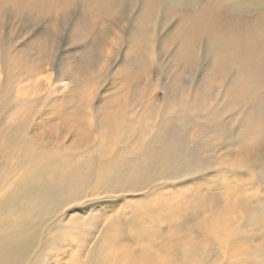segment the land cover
Returning a JSON list of instances; mask_svg holds the SVG:
<instances>
[{
    "label": "rangeland",
    "instance_id": "rangeland-1",
    "mask_svg": "<svg viewBox=\"0 0 264 264\" xmlns=\"http://www.w3.org/2000/svg\"><path fill=\"white\" fill-rule=\"evenodd\" d=\"M59 1L54 8L40 9L31 0H18L22 9L16 0H0V104L10 108L7 116L1 113L2 126L30 124L51 154L66 155L70 168H79L93 155L91 145L98 140L92 132L96 113L119 115L117 125L127 116L139 115L140 127H147L150 114L159 120L164 108L177 111L181 102L186 110L211 111L217 105L223 109L218 116L223 131L219 135L214 126L200 119H193L188 128L178 123L183 148L194 152L197 163L208 166L172 186L157 190L155 182L134 195H98L85 186L83 197L70 199L50 219L48 234L53 240L46 256L48 264H86L95 243L106 234L115 239L108 247L112 248L110 254L119 245L138 253L154 252L122 237L133 227L131 205L151 199L158 207L146 223L157 225L162 235H153L156 240L167 237L169 245L171 234L183 235L182 229H188L183 241L194 243L199 241L198 235L205 237L199 229L204 216L186 208L208 201L212 213L220 217L226 198L236 195L244 216L233 225V237L226 236L225 243L215 248L202 241L206 248L203 243L199 259L205 262L194 264H264V71L259 72V64L250 65L236 55L238 47L254 50L264 44V34L259 33L264 32V3L240 10L232 8L230 0H184L182 9L175 10L160 0ZM207 4L228 13H223L231 18L226 31L207 26ZM218 19L226 21L221 16ZM242 24L251 32L245 40L241 39ZM232 30H239L237 42L241 44L235 45L229 38ZM74 109L82 116L81 125L75 123ZM210 138L212 147H203ZM257 154L259 161L249 162ZM88 165L87 161L86 170ZM146 194L149 198L143 197ZM168 212L174 216L173 229L159 220ZM235 215L232 221L238 218ZM234 243L241 249L233 250Z\"/></svg>",
    "mask_w": 264,
    "mask_h": 264
},
{
    "label": "bare ground",
    "instance_id": "bare-ground-1",
    "mask_svg": "<svg viewBox=\"0 0 264 264\" xmlns=\"http://www.w3.org/2000/svg\"><path fill=\"white\" fill-rule=\"evenodd\" d=\"M31 1L33 6L37 3L40 9L41 6H46L48 9L54 8L53 5L56 3V0ZM160 1L171 5L173 9L177 10L182 9L184 0ZM230 2L232 3V8L241 10L242 8L247 9L249 6H260V3H264V0H230ZM16 3L19 7H22L18 0H16ZM56 6L59 7V5ZM119 8L121 10L123 6ZM22 9L24 8L22 7ZM205 13L209 16V22H207L209 28L214 29V31L217 27L225 31L227 30L228 26L226 22L227 19L231 20V18L223 15V13H226L225 11L207 4ZM219 16L226 18V21L222 23L218 19ZM192 20L197 23V20H194V18ZM215 20L219 21L216 22ZM245 27L247 28L248 26L243 27L244 36L241 38L243 40L251 34L249 29H244ZM238 32L239 30H232L229 36L235 45L241 44V42H237L239 41ZM259 33L264 34L262 30ZM252 48L238 47L237 51L240 52L239 54L236 52V55L239 59L246 60L250 65L257 66L259 64V72L261 70L264 71V44H258L254 50ZM137 51L139 52V50ZM250 70H253V68ZM76 92L78 93L77 89ZM181 103L178 104V107L181 108L177 107V111L175 107L164 108V111L157 116L159 120L155 119V115L153 118V114H150L147 117V127H140L139 115L136 117L132 116V118L127 116L123 123L121 122L117 125L116 122L121 121L119 115L96 113V121L95 125H93L95 131L92 132L97 134L98 140L91 145L94 151L93 155L91 153L92 156H89V159L86 158L84 162H81L79 168L67 167L68 159L65 157V154H51L42 137L35 133L36 130L34 128L30 129V124L27 122V125L17 122L6 127L2 126L3 122L0 119V264H48L46 256L49 255L48 250L53 240L50 234H48L51 225L50 219L59 207L68 203L70 199L73 202L83 197L85 186L91 187L90 192L98 195L116 192L134 195L136 192L146 188L147 184H154L156 182L158 190L165 186H172L177 183V180L186 176L196 175L206 169L208 166H205L206 162L200 161L197 163V159L193 156L194 152H186V147L183 148L184 136L178 123L182 122L188 128L193 119H200V121L202 120L201 122L208 121L220 135L223 128L222 124L218 123V116L223 112V109L215 105V109L211 111V108L206 110H198L196 108L186 110L185 105ZM9 110L10 108L8 109L0 104V117L2 112H5L2 116H7L10 113ZM73 111L76 117L75 123L78 122L81 125L82 116L79 110L74 109ZM120 115L122 116V113ZM207 115L209 116L206 119ZM212 145L213 138H210L202 146L209 149ZM259 154L253 156L249 162L253 161L255 163L254 161L258 160ZM87 161L89 162V169L86 170ZM132 171L134 172L132 173ZM252 180L254 179L252 178ZM143 197L149 198V195L146 194ZM239 198L237 195L236 198L227 197V206L224 207L225 210L221 213L220 217L212 213L213 210H210L212 209V205L208 201L194 204L197 208H194L193 205L187 207L185 211L194 214L195 211L199 210L204 216L203 225L199 224V229L202 230L200 234L203 233L205 237L195 234V236H199V241L196 240L192 243L189 242L190 240L185 239V244L183 235L188 229H182L183 235L173 233L169 236V245L167 237L160 238L158 239L159 241L154 237L157 234L162 235L159 233L157 225L154 226L152 222L146 223L153 208L158 207V205H152L154 200L151 199L149 202L140 201L136 203L137 205L132 204L129 216L133 227L129 232L123 234L122 237H124L123 239L128 237V239L134 242L142 243L147 249L154 252L138 253L128 249L130 247L119 245L120 249L110 254L112 248L108 247L113 246L115 239L106 234V236L98 240L99 242L95 243L94 248L88 254L86 264H176L175 261L179 264H194L201 262L202 259H199L201 255L199 249H201L204 243L200 244L202 241L210 243L215 248L217 245L225 243V240H227L226 236H229L230 239L233 237V225L238 222L239 218L241 219L244 216L241 203L239 202L240 206H237ZM241 202L243 201L241 200ZM175 209L177 211L178 207H175ZM169 212L168 215H162L159 220L166 222L171 228L173 226L176 227L174 216ZM235 212L238 218L232 221V217H236ZM174 229L176 230V228ZM170 233L172 232L170 231ZM158 235L157 237H159ZM156 241L158 242L157 244H155ZM231 245H235L232 247L233 250L241 249L235 243ZM204 247L206 248L205 243ZM94 258L98 259L95 261Z\"/></svg>",
    "mask_w": 264,
    "mask_h": 264
}]
</instances>
